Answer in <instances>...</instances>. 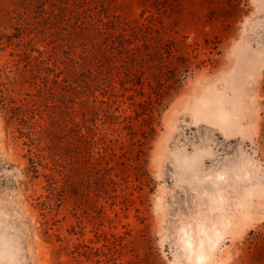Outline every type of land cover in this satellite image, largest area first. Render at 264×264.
<instances>
[{"label":"rangeland","instance_id":"1","mask_svg":"<svg viewBox=\"0 0 264 264\" xmlns=\"http://www.w3.org/2000/svg\"><path fill=\"white\" fill-rule=\"evenodd\" d=\"M260 232L264 0H0V264H264Z\"/></svg>","mask_w":264,"mask_h":264},{"label":"trees","instance_id":"2","mask_svg":"<svg viewBox=\"0 0 264 264\" xmlns=\"http://www.w3.org/2000/svg\"><path fill=\"white\" fill-rule=\"evenodd\" d=\"M262 240L264 243V232H260L259 235L257 236V241ZM264 245L261 246V248H263ZM259 247V246H258Z\"/></svg>","mask_w":264,"mask_h":264}]
</instances>
